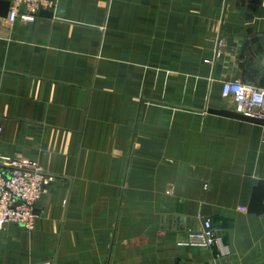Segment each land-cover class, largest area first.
Listing matches in <instances>:
<instances>
[{"label": "crops", "instance_id": "1", "mask_svg": "<svg viewBox=\"0 0 264 264\" xmlns=\"http://www.w3.org/2000/svg\"><path fill=\"white\" fill-rule=\"evenodd\" d=\"M55 2L0 16L2 152L54 178L0 264H264V125L211 112L264 88L263 1ZM206 206L221 241L186 245Z\"/></svg>", "mask_w": 264, "mask_h": 264}, {"label": "built area", "instance_id": "2", "mask_svg": "<svg viewBox=\"0 0 264 264\" xmlns=\"http://www.w3.org/2000/svg\"><path fill=\"white\" fill-rule=\"evenodd\" d=\"M3 1L10 3L5 17L10 24L18 20L34 21L42 9H53L56 5L55 0ZM22 5L25 6L23 11ZM222 93L232 102L235 112L264 119V88L239 80H227L223 84ZM2 132L0 126V229L17 224L32 231L40 218L37 204L54 178L37 160L4 154ZM220 241L221 237L217 235L213 224L206 220L203 229L191 232L185 244L207 248L216 246Z\"/></svg>", "mask_w": 264, "mask_h": 264}, {"label": "water", "instance_id": "3", "mask_svg": "<svg viewBox=\"0 0 264 264\" xmlns=\"http://www.w3.org/2000/svg\"><path fill=\"white\" fill-rule=\"evenodd\" d=\"M10 3L8 1H3L0 0V16L1 17H6L8 14V9H9ZM25 8L24 5H22L21 10L23 11ZM41 16H49L53 17V11L48 10V9H42L39 13ZM211 112L224 115V116H229L232 118L244 120V121H249L252 123L256 124H261L264 125V119H257L253 118L250 116H245L243 114L237 113L234 110H227V109H220V110H212ZM206 212H205V218L203 219L204 221L209 220L208 218L210 213V207L206 206ZM249 211L253 213H263L264 212V181H260L258 186L254 190V194L252 196L251 203L249 205Z\"/></svg>", "mask_w": 264, "mask_h": 264}]
</instances>
